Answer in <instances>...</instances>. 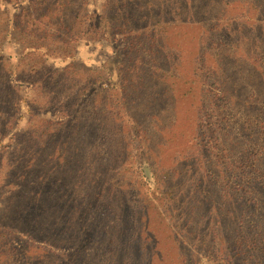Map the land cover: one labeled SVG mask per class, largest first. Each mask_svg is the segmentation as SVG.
Here are the masks:
<instances>
[{
    "label": "trees",
    "instance_id": "1",
    "mask_svg": "<svg viewBox=\"0 0 264 264\" xmlns=\"http://www.w3.org/2000/svg\"><path fill=\"white\" fill-rule=\"evenodd\" d=\"M263 6L0 0V264H186L172 254L173 236L190 230L176 222L180 177L189 195L217 183L221 218L234 210L243 230L199 237L206 257L264 264ZM81 42L112 57L99 69L50 66ZM145 202L170 227L165 244H151ZM102 221L112 227L97 244ZM137 246L162 262L139 260Z\"/></svg>",
    "mask_w": 264,
    "mask_h": 264
},
{
    "label": "rangeland",
    "instance_id": "2",
    "mask_svg": "<svg viewBox=\"0 0 264 264\" xmlns=\"http://www.w3.org/2000/svg\"><path fill=\"white\" fill-rule=\"evenodd\" d=\"M88 9H89V12L91 13V11H94L96 7L90 5ZM260 19L264 21V6H263V11H262V16L260 17ZM112 54H113L112 50H110L103 43L102 44H89V43L81 42L74 59L72 60H69V59L52 60L51 59L49 64L55 69L64 68L70 63L76 64L86 69H99L104 63H106V61H108L112 57ZM210 92L216 94V92L212 90ZM234 105L236 107V104ZM159 114H162V113L160 112ZM22 117L23 118L26 117L25 109L22 111ZM24 121H21L20 125L24 124ZM158 147L159 146L156 144L154 149L157 150L156 154L160 156L159 154L160 148ZM115 168H117V166ZM176 180L178 183L176 185H178V189L180 191V193L178 192V194H180L181 196V197L179 196V198L181 199V202L183 203V206L180 207L181 211L179 212V215L184 216V218L178 217L176 219V222L178 225H180L179 221H181V219L184 220L185 222H189L190 230H187V229H185V231L183 229L180 230L181 233L188 231L187 236L185 235V233H182V237L173 236V243L175 242L176 244V251L175 253H172V254L179 255L181 259L182 258L186 259L185 261L186 264H213L215 261H218V259H215L214 257H211V258L206 257V254L199 249L198 239L199 237L203 235L207 236L208 234H213L216 229L217 231L218 230L222 232L226 231L230 235L234 233V231L241 232L242 229H240L241 228L240 226L237 225V228H236V224H237L236 223V213L233 210L228 215H225L226 216L225 218L223 219L221 218L220 209H222L221 207L224 204H227V202L225 203L224 197H220L219 195L220 190L218 189L219 185L217 186L216 185L217 183L207 184L204 186L203 192L194 191L193 195L191 194L189 195L188 189L190 192V184L187 183V180L184 177H180L179 179H176ZM172 183L173 182L168 183V185L169 184L172 185ZM115 190L120 192V189H115ZM112 192L114 191H111L110 193ZM121 195L122 194L118 193L117 200L120 204H125L126 199L124 198V196L122 197ZM222 196H223V193H222ZM232 202L233 204L231 205L233 206L231 208L236 206L234 201ZM143 209L144 210L141 211V217L145 219L147 222V226L145 227V230L148 231V225L152 229V231L150 232L153 235V237H151L152 238L151 244L153 246H156L158 244H165L167 240H169L170 238L161 237L159 234L162 233L163 231L170 230V227H168L170 225V222L166 223L168 228L162 227L161 224H159V220L157 219L156 210H154L151 206L149 207L147 202H145ZM122 219L124 222V226L123 228L120 229V231H122V233L123 232L126 233L125 229H128L129 226L128 224H125L126 217L125 219L124 217H122ZM5 220L6 219L3 215V212L0 210V226L6 223ZM108 227H112V226H110L109 224H105L103 221H102V224L97 225L96 231L98 235L96 236V239L94 240L95 243L103 244L105 241H107L109 237L103 233L106 231ZM227 227L228 229H230V231L227 230ZM92 233H93V228H92ZM232 235L234 236V234ZM117 237H120V236L117 235ZM128 240L129 239H128V234H127V237L124 240L125 242L124 244L128 245ZM14 244L15 246H19V247L21 246L20 240H16ZM130 246L132 247L134 245L130 243ZM136 248H137L136 255L139 257V260L140 258H144V260H147V261L150 260L151 263L153 261H158L159 259H160L159 260L160 262H162L163 260L161 257L160 258L158 257V253L156 251H154L151 254V256L150 255L145 256L143 255V253L139 252V249L141 247L139 248V246H137ZM113 250L114 251H111L112 255L115 254L117 249L113 247ZM88 256L89 254L84 255L85 261L89 258ZM110 256H111L110 253H108L106 258H109ZM116 259L118 260L123 259V257L121 255H118L116 256ZM147 261H145V263ZM90 263L102 264V258L100 257L98 258V260L95 259L94 261H90Z\"/></svg>",
    "mask_w": 264,
    "mask_h": 264
}]
</instances>
